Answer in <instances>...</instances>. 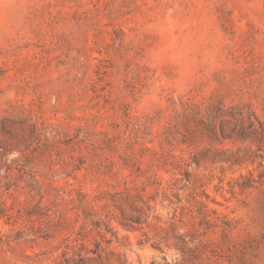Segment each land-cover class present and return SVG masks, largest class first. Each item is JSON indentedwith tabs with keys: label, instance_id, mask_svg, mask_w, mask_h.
<instances>
[{
	"label": "rangeland",
	"instance_id": "1",
	"mask_svg": "<svg viewBox=\"0 0 264 264\" xmlns=\"http://www.w3.org/2000/svg\"><path fill=\"white\" fill-rule=\"evenodd\" d=\"M0 264H264V0H0Z\"/></svg>",
	"mask_w": 264,
	"mask_h": 264
},
{
	"label": "trees",
	"instance_id": "2",
	"mask_svg": "<svg viewBox=\"0 0 264 264\" xmlns=\"http://www.w3.org/2000/svg\"><path fill=\"white\" fill-rule=\"evenodd\" d=\"M179 239L181 240V238H179ZM181 242H182L183 248H185L186 243L184 241H182V240H181Z\"/></svg>",
	"mask_w": 264,
	"mask_h": 264
}]
</instances>
